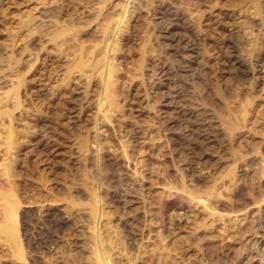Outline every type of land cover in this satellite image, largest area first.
Returning <instances> with one entry per match:
<instances>
[{
    "label": "rangeland",
    "instance_id": "rangeland-1",
    "mask_svg": "<svg viewBox=\"0 0 264 264\" xmlns=\"http://www.w3.org/2000/svg\"><path fill=\"white\" fill-rule=\"evenodd\" d=\"M105 1L0 0V226L16 215L25 255L0 233V264H96L97 234L127 264L136 221L183 264L240 252L264 219V0Z\"/></svg>",
    "mask_w": 264,
    "mask_h": 264
},
{
    "label": "bare ground",
    "instance_id": "bare-ground-1",
    "mask_svg": "<svg viewBox=\"0 0 264 264\" xmlns=\"http://www.w3.org/2000/svg\"><path fill=\"white\" fill-rule=\"evenodd\" d=\"M102 8H101V10L102 9H104L105 7H106V5H107V1H105V0H102ZM127 9H125L124 10V12H123V15H121L119 18H118V20H117V23L119 24V25H121V24H123V22L125 21V19H126V15L128 14L127 13ZM169 13H170V11H169ZM166 14H168V13H166ZM174 14V13H173ZM63 15V14H62ZM65 17V16H64ZM58 22V21H57ZM57 24V23H56ZM70 24V23H69ZM69 24H67V25H63L62 24V29H60V30H62V37H65V35H67L68 33H69V31H70V25ZM76 24V27H78L77 26V23H75ZM172 24V23H171ZM58 26V25H57ZM72 27H74L75 25L73 24V25H71ZM173 27H177L178 25H177V23H175V24H173L172 25ZM60 27V26H59ZM78 28H80V27H78ZM109 28V27H108ZM117 29H118V27H117ZM57 30V29H56ZM59 30V31H60ZM78 30V29H77ZM76 30V31H77ZM59 31H58V33H59ZM75 31V30H74ZM75 31V32H76ZM79 32V31H78ZM118 33H120V31H117ZM105 33V32H104ZM106 33H107V31H106ZM118 33H115V34H118ZM61 34H58L57 36H55L56 38H58V37H60L61 36ZM74 34V33H73ZM171 34V33H170ZM80 35V34H79ZM78 35V36H79ZM120 35V34H119ZM116 36V35H115ZM52 37H54V36H52ZM117 38H119V36L117 37ZM117 38H116V40H117ZM67 39V38H66ZM66 39H63L62 41H63V43L62 44H64L65 43V40ZM68 40H69V37H68ZM80 40V39H79ZM184 43H186V45H185V47H189V46H187V44H188V41L186 42H184ZM111 43H109V44H107V45H110ZM194 44V43H193ZM66 45V44H65ZM112 45H115V44H112ZM189 45V44H188ZM237 45V44H236ZM98 47H99V45H97ZM63 47V46H62ZM83 47V46H82ZM97 50V49H96ZM83 48H82V52H81V54H80V60L78 61V64L76 65V67L74 66V68L71 70L70 69V71H69V73H70V75H71V73H74L75 72V70H76V72H77V70H79V69H81V70H86V68L88 69V67H90L89 65L87 66L86 65V63L87 62H91V61H89L88 59L90 58L89 56V54H87V55H89L88 57L85 55L86 54V52H85V54L83 53ZM95 51V50H94ZM90 52V51H89ZM109 52H113V50H112V48H111V45L110 46H108L107 47V49H106V51H103V53H105L106 55V60H107V62L109 61V57H108V55H109ZM102 53V52H101ZM100 53V54H101ZM85 57H87L86 59L88 60V61H84V62H86V63H83V59L85 58ZM91 55H94L93 54V52H91ZM96 56V55H95ZM84 57V58H83ZM94 57V56H93ZM103 59L105 60V58L103 57ZM85 60V59H84ZM98 60H100V59H98ZM98 60H97V63L96 64H98ZM103 61V60H102ZM96 62V61H95ZM262 62V59L260 58L259 60H258V63H261ZM99 63H100V61H99ZM76 64V63H75ZM84 64L86 65V66H84ZM89 64V63H88ZM109 64V63H108ZM74 65V64H73ZM72 65V66H73ZM93 65H94V63H93ZM99 65V64H98ZM97 66V65H96ZM107 67V66H106ZM105 67V68H106ZM71 68V67H70ZM94 68V67H93ZM92 68V69H93ZM98 68H99V66H98ZM98 68H97V71H98ZM109 68V67H108ZM95 69V68H94ZM93 69V70H94ZM93 70H91L92 72H93ZM107 70V69H106ZM109 71H111V70H109ZM108 71V72H109ZM99 72H101V71H99ZM104 72V71H103ZM68 73V74H69ZM106 73V72H105ZM104 73V74H105ZM93 74V73H92ZM95 74V73H94ZM99 74V73H98ZM109 75H113V73L112 72H110V73H108ZM107 74V75H108ZM100 75V74H99ZM182 75V74H181ZM102 76H103V74H102ZM101 76V77H102ZM90 77V76H89ZM112 77V76H111ZM110 77V78H111ZM183 77V76H182ZM106 78V77H105ZM93 79V78H92ZM104 79V78H103ZM102 79V80H103ZM107 79V80H106ZM105 79V81H106V83H104V88H102V90H105V98L106 99H108V102L110 103V107H113L114 106V104H116V100L113 98L114 96H112V92H111V87H112V85H111V81H110V79L109 78H106ZM109 79V80H108ZM22 81V80H21ZM102 86V87H103ZM15 90H16V88H15ZM14 90V91H15ZM103 94H104V92H102ZM102 97V96H101ZM103 98H104V96H103ZM102 98V99H103ZM103 100H105V99H103ZM107 101V100H106ZM105 103V102H104ZM19 105V104H18ZM115 107V106H114ZM243 110H245V111H243L244 112V117L246 116V114H247V108H243ZM233 115V114H232ZM242 116V115H241ZM237 117V116H236ZM232 118H233V116H232ZM244 119V118H243ZM246 119V118H245ZM245 119L243 120L244 122H245ZM227 120H229V119H227ZM237 120V119H236ZM233 120H229V121H227L226 123H225V125L227 124L228 125V127L230 128V130H235V129H237L238 127H241L242 126V124H241V122L240 123H237L238 122V120H237V122L235 121V122H232ZM224 123V122H223ZM243 123V122H242ZM11 127V126H10ZM243 127V126H242ZM228 130V129H227ZM14 131V130H13ZM230 132V131H229ZM14 133H15V131H14ZM232 133V132H231ZM15 138L13 137V133H12V129H10L9 130V133H7V135H6V143L8 142L10 145H13V146H15V144H16V142H15V140H14ZM207 140V139H206ZM208 141V140H207ZM9 145V146H10ZM178 147H180V146H178ZM11 150V149H10ZM178 150V149H177ZM232 150V149H231ZM246 150V149H245ZM244 150V151H245ZM242 151V150H241ZM231 153V152H230ZM233 154V153H232ZM244 154H246V153H244ZM238 155V154H237ZM262 163V162H261ZM252 164H253V162H252ZM234 165V164H233ZM261 166V165H260ZM3 195H6V194H3ZM9 194H7V196H8ZM11 195V194H10ZM12 195H14L13 193H12ZM3 197V196H2ZM12 197V196H11ZM13 198V197H12ZM17 203V202H16ZM216 207H218V206H216ZM232 207H235V206H232ZM165 208V207H164ZM167 208V207H166ZM237 208V207H236ZM239 208V207H238ZM240 208H241V206H240ZM246 208V207H245ZM180 209H181V207H180ZM226 209V208H225ZM224 208L223 209H221V210H224V212L226 211ZM229 209V208H228ZM233 212L235 211L234 209H231ZM238 210H240V209H238ZM214 211H215V209H214ZM220 211V210H219ZM14 212H15V210H14ZM237 212V211H236ZM8 213V212H7ZM214 213V212H213ZM5 215H7V214H5ZM99 214L97 213V211H94V213H93V217H94V220H96V222L99 220V219H97L99 216H98ZM16 216V215H15ZM15 216H13L12 214H9V215H7V217L5 218L6 219V222H5V224L4 225H2V226H0V233L2 234V236H4L5 238H8V239H10V241H12L14 244V247L16 246V249H17V252H18V255H19V257L22 259V260H24L25 258H24V253H23V248H22V245H21V243H20V240H19V236H18V229H17V222H18V220H17V218L15 217ZM222 216V215H221ZM264 218V217H263ZM93 219V218H92ZM196 219V218H195ZM262 219V218H261ZM258 219V220H255L254 222L252 221V223H251V225L249 226L250 228H251V230L253 231H250L251 233H254L255 234V237L253 238L252 236H251V234H250V237H249V239H248V243L246 244V248L245 249H242L240 252H238V253H236V254H233V253H231L229 250L228 251H226L225 253H224V255H219V254H217L213 249H211L210 247H208V246H206L205 244V254H204V256H203V258H201V259H199V258H196L195 260H194V263L193 264H264V242H263V240H264V238H262V237H264V219ZM16 220H17V222H16ZM225 221V220H224ZM93 222H95V221H93ZM197 219H196V221H195V223L194 224H197ZM164 221H161V222H146L145 221V223H142V222H134V223H132L131 224V226H129L130 227V229L127 231V234H126V237H125V241L123 242V244L121 243V245H123V247H124V250L122 249V255L124 256V257H127V264H135L136 262H135V260H134V258H132V256L134 257V255H135V253H134V250H135V248H136V245H137V243L135 242V239H134V236H133V229H141V228H146V229H148V234L145 236L146 238H148L149 240H151L152 239V237L151 236H153L154 234H155V232H154V227L155 226H158V227H160V228H163L164 227ZM249 223V222H248ZM207 225H208V223L207 222H203L202 224H200L199 225V223H198V226H199V228H206L207 227ZM225 225V224H224ZM128 226V225H127ZM176 226L177 225H175V227H173V228H176ZM246 226H248V225H246ZM225 227V226H224ZM243 227V226H242ZM245 227V226H244ZM243 227V230L245 229ZM226 228V227H225ZM250 228H249V230H250ZM227 229V228H226ZM242 229V228H241ZM242 230V231H243ZM241 231V230H240ZM245 231V230H244ZM246 232H247V234H248V230H247V228H246ZM249 232V233H250ZM171 233L172 232H170V235H171ZM174 233V232H173ZM225 233H226V231H225ZM243 233H245V232H243ZM242 233V235H245V234H243ZM246 234V235H247ZM261 234V238L260 237H258L259 235ZM173 235V234H172ZM245 235V236H246ZM253 235V234H252ZM169 236V235H168ZM213 235H211V237H212ZM94 237V236H93ZM117 237V236H116ZM145 237H142V239H141V241H143L144 239H146ZM157 237L158 238H160L161 240H164L165 241V239L164 238H170V237H165V235H163L162 233H158V235H157ZM214 237V236H213ZM212 237V238H213ZM248 238V237H247ZM21 239V238H20ZM92 240V239H91ZM114 240H115V238H114ZM117 240V239H116ZM118 240H120L119 238H118ZM207 240H209V238H207ZM247 240V239H246ZM164 241H162V242H164ZM196 241H198V239H197V237L195 238V239H193V240H190V245H193ZM93 242H94V240H93ZM120 242V241H119ZM161 242V241H160ZM102 243L103 242H101V239H100V237H99V234H97V235H95V244H96V246H97V248L95 247V245H94V247H95V250L94 251H96V252H94L93 251V253L95 254L96 253V264H112L111 262H110V260H111V257H112V261H113V257H115L116 256V253L114 252V254H112V255H107V253H106V251L108 250H103V248L101 247L102 246ZM118 243V242H117ZM117 243H115L114 241L112 242V253H113V251H115V249L117 248ZM141 244V243H140ZM143 245H140V247H139V245H137L138 247H139V251L140 250H142V251H140V252H145L144 254H147L149 257H148V259L147 258H145L143 255V258H142V262H143V264H183V262H184V257H185V254H182L181 252H180V256H181V259L180 260H178L176 257L175 258H173V256L171 255V251L174 249L172 246H171V248H173V249H169V247H167L166 245H168V244H166V245H160V244H162V243H160L159 245H160V247H156V244L154 245L155 246V249L153 248V249H149V250H151V251H148V243H142ZM176 244H178V243H176L175 242V244H173L174 246L176 245ZM119 245H120V243H119ZM158 245V246H159ZM208 245V244H207ZM111 246V245H110ZM170 246V245H169ZM179 246L180 245H178L177 247H175V251H176V249H178L179 248ZM13 247V248H14ZM122 247V248H123ZM138 247L136 248V249H138ZM13 248L11 249L12 250V252L14 251L13 250ZM181 248V247H180ZM15 249V248H14ZM15 249V250H16ZM111 249V248H110ZM118 250V249H117ZM181 250H182V248H181ZM119 251H120V249H119ZM118 251V252H119ZM14 252H16V251H14ZM16 252V253H17ZM34 253V252H33ZM120 253V252H119ZM165 253H167V257L165 258L164 257V254ZM13 254L14 253H12V256H13ZM108 254H111V253H108ZM139 254H141V253H139ZM182 254V255H181ZM16 255V254H15ZM130 255V256H129ZM132 255V256H131ZM146 255V256H147ZM139 256V255H138ZM17 257V256H16ZM81 257V256H80ZM93 257H95L94 255H93ZM93 257H92V259H93ZM140 257V256H139ZM79 258V257H78ZM137 259H139V258H137ZM20 260V259H19ZM83 260V259H82ZM90 261V260H89ZM137 261V260H136ZM92 262V261H91ZM138 262V261H137ZM140 262H141V260H140ZM114 263L115 264H119L117 261H116V258H114ZM139 263V262H138ZM137 264V263H136ZM142 264V263H141Z\"/></svg>",
    "mask_w": 264,
    "mask_h": 264
}]
</instances>
